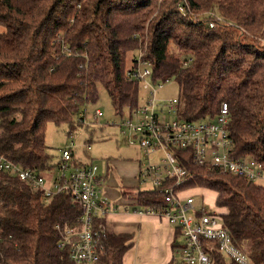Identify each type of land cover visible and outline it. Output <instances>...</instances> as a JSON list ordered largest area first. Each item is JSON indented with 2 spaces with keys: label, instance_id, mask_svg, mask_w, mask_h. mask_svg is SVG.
Returning a JSON list of instances; mask_svg holds the SVG:
<instances>
[{
  "label": "trees",
  "instance_id": "obj_1",
  "mask_svg": "<svg viewBox=\"0 0 264 264\" xmlns=\"http://www.w3.org/2000/svg\"><path fill=\"white\" fill-rule=\"evenodd\" d=\"M184 1L0 0V156L51 170L47 125L73 127L79 109L97 101L98 86L116 115L137 107L140 86L126 71L141 50L154 82L177 83L180 119L213 118L226 103L233 157L264 167V0ZM176 155L187 173L180 189L214 192L233 242L264 264V186L194 164L189 150ZM127 197L164 206L157 191ZM79 215L66 194L44 204L39 191L0 172V264H74L69 248L57 247L58 228L76 229ZM102 243L99 264H123L134 246L129 233H107ZM211 264L235 263L212 254Z\"/></svg>",
  "mask_w": 264,
  "mask_h": 264
},
{
  "label": "built area",
  "instance_id": "obj_2",
  "mask_svg": "<svg viewBox=\"0 0 264 264\" xmlns=\"http://www.w3.org/2000/svg\"><path fill=\"white\" fill-rule=\"evenodd\" d=\"M183 3L186 5L185 1ZM185 15L186 6H179ZM216 17L209 22L213 28ZM62 52L69 53L67 48ZM143 51H136L131 66L126 71L128 81H136L144 95L142 104L127 109L117 126L119 135L128 146L135 147L140 156L138 163L139 191H157L164 206L161 209L141 207L140 216L164 218L180 237L174 250V264H211V255L219 254L226 262L254 264L244 245H236L222 222L221 211L194 205L190 190H181L187 178L180 167L176 150H189L194 164L208 166L221 174H229L253 184L264 186V167L253 158H235L234 143L229 135V109L222 103L213 117L185 121L180 119V104L177 98L159 100L162 82L151 78V63L143 58ZM86 105V104H85ZM83 105V107H85ZM102 117L95 109L89 118L97 123ZM76 118L80 124L87 123L85 110L79 109ZM54 173H37L23 169L0 156V172L8 173L39 191L44 204L55 196L66 194L80 215L78 227L59 229V249L69 248V257L74 264H99L105 253L102 240L107 234L102 220L114 208L99 188V168L94 163L79 164L73 156V144L59 150ZM51 169V170H52ZM47 174V175H45ZM174 234V235H175Z\"/></svg>",
  "mask_w": 264,
  "mask_h": 264
},
{
  "label": "rangeland",
  "instance_id": "obj_3",
  "mask_svg": "<svg viewBox=\"0 0 264 264\" xmlns=\"http://www.w3.org/2000/svg\"><path fill=\"white\" fill-rule=\"evenodd\" d=\"M4 32V27L0 25V33ZM131 55L127 60V68L131 64ZM98 99L94 103H88L85 107H81L85 110L87 116V123L85 125L80 124L78 118L73 120V127L68 124H62L56 126L49 123L46 127V145L48 154L51 156L52 165L56 163L59 157V150L73 144V156L76 161L86 163L93 160L98 166L99 176H105L107 168H110L107 181L108 188L106 193L109 195L110 189L115 191V199L120 197V189L125 187H137L143 189L145 187L138 186L137 173L139 168L140 156L135 147L128 146L127 143L121 138L118 132V125L123 119L122 115H116L110 105L109 97L102 86L97 87ZM144 93H139V104L141 105L144 100ZM178 96L177 83L173 80L163 83V89L158 93L159 100H168L176 98ZM95 109L101 111L102 117L97 123H94L90 117ZM69 134V135H68ZM105 161H102L104 160ZM136 174L133 180V184L128 183L129 171L135 169ZM122 170L128 172L127 175L122 174ZM49 173L51 170L48 171ZM54 173V172H51ZM122 174V175H121ZM47 175V174H45ZM194 199V205L200 206L204 204L208 209L214 208L215 193L208 190H193L189 193ZM104 195H106L104 193ZM174 241L181 242L179 236ZM145 244H142L139 251ZM143 253V252H142ZM144 254V253H143ZM146 255V254H145ZM133 264H155V261L150 259L148 255L144 256L138 254L134 258Z\"/></svg>",
  "mask_w": 264,
  "mask_h": 264
},
{
  "label": "crops",
  "instance_id": "obj_4",
  "mask_svg": "<svg viewBox=\"0 0 264 264\" xmlns=\"http://www.w3.org/2000/svg\"><path fill=\"white\" fill-rule=\"evenodd\" d=\"M102 161H105V159ZM56 163L53 165L55 166ZM78 163L80 164L81 162ZM86 163L95 164V161L93 162V160H91ZM109 170L110 168H107L105 176H99L98 174L100 179L98 183L99 188L102 190L103 194H106L105 196L114 208V211L104 219L103 224L105 230L107 233L113 234L129 233L133 236L134 242V246L124 255L123 264H133L134 258L138 254L144 256L148 255L150 259L155 261V264H174L175 255L172 250V243L175 239V233L173 228H171L164 218H159L157 216H140L136 213L141 207L137 202L129 199L127 196L137 191V187L122 186L118 199H115V191L113 188H109L111 191L108 195L105 190L108 188L107 181L109 180ZM51 171H53V169ZM129 172L128 183L132 185L136 174V166L135 169L130 168ZM122 174L127 175L128 172L122 170ZM189 193L190 192H185L184 195H190ZM142 244H145V247L142 249L144 254L139 251Z\"/></svg>",
  "mask_w": 264,
  "mask_h": 264
}]
</instances>
